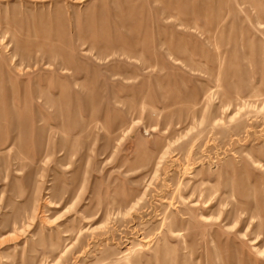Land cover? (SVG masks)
<instances>
[{
    "label": "rangeland",
    "instance_id": "rangeland-1",
    "mask_svg": "<svg viewBox=\"0 0 264 264\" xmlns=\"http://www.w3.org/2000/svg\"><path fill=\"white\" fill-rule=\"evenodd\" d=\"M0 264H264V0H0Z\"/></svg>",
    "mask_w": 264,
    "mask_h": 264
}]
</instances>
